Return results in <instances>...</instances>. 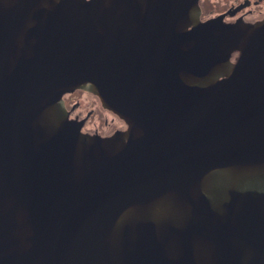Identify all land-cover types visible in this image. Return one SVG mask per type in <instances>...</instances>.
Returning <instances> with one entry per match:
<instances>
[{"label":"water","instance_id":"obj_1","mask_svg":"<svg viewBox=\"0 0 264 264\" xmlns=\"http://www.w3.org/2000/svg\"><path fill=\"white\" fill-rule=\"evenodd\" d=\"M184 1L0 0V264H264L217 217L264 174V19L227 33ZM75 87L132 136L82 135Z\"/></svg>","mask_w":264,"mask_h":264},{"label":"flooded vegetation","instance_id":"obj_2","mask_svg":"<svg viewBox=\"0 0 264 264\" xmlns=\"http://www.w3.org/2000/svg\"><path fill=\"white\" fill-rule=\"evenodd\" d=\"M194 2L193 9L191 10V6L188 8L189 14L195 11L198 22L214 21L217 30L224 29L227 33H230L233 28L254 26L264 19V0H194ZM185 3L186 0L183 4L185 5ZM137 6L139 11L145 12V6L142 3L137 4ZM157 7H160V4ZM162 7L165 8L166 6L162 5ZM140 16L133 17L134 26L139 25L141 22ZM192 27V24L185 26L186 29ZM137 28H134V34L139 30ZM97 31L105 33L100 29ZM121 35V33L115 32V35L110 37L111 40L117 41ZM239 53V49H232L226 54V58L230 62H235ZM211 80L212 78L205 77L201 79V82L205 83ZM223 80L224 77H218L214 84L206 85L203 88L196 86L195 90L203 91L212 87L216 88ZM81 95H85L86 101L90 104V107L85 111L81 106ZM60 98L66 118L72 121L82 120L80 127L82 135L86 137L98 136L111 141L124 140L126 134L132 136L129 123L118 113L107 107L96 91L75 87L64 91ZM95 113L102 117L103 122L100 125L90 124L91 117ZM133 136L135 135L133 134ZM248 186L251 191L237 192L231 190L230 202L227 206L228 212L226 210L223 213L224 215H217V217L222 222L229 221L231 241L242 252L245 250L244 253H247L250 260L254 261L256 256H261L260 248L257 246L264 244V239L260 243L258 242L259 238H264V174L252 180L248 183ZM230 204L232 205L229 206ZM240 206H244V211L239 213L237 208Z\"/></svg>","mask_w":264,"mask_h":264},{"label":"rangeland","instance_id":"obj_3","mask_svg":"<svg viewBox=\"0 0 264 264\" xmlns=\"http://www.w3.org/2000/svg\"><path fill=\"white\" fill-rule=\"evenodd\" d=\"M81 106L83 110L85 111L87 108L90 107V104L86 101L85 95H81ZM83 111V112H84ZM103 122L102 117L98 114L95 113L94 116L91 117L90 124H98L100 125Z\"/></svg>","mask_w":264,"mask_h":264}]
</instances>
